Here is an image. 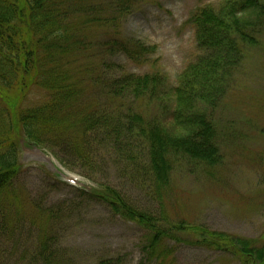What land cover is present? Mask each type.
I'll list each match as a JSON object with an SVG mask.
<instances>
[{
    "label": "trees",
    "instance_id": "trees-1",
    "mask_svg": "<svg viewBox=\"0 0 264 264\" xmlns=\"http://www.w3.org/2000/svg\"><path fill=\"white\" fill-rule=\"evenodd\" d=\"M151 2L154 0H0L3 231H11L13 221L25 216L23 194L13 186L22 169V138L43 150H47L43 143L59 145L79 162L91 158L87 148L91 149L93 140L89 138L100 131L107 133L120 152L132 145L143 147L147 154L144 172L151 174L150 182L158 191L169 185L170 172L179 161L195 167L217 163L215 115L248 49L259 43L264 0H227L219 8L198 6L190 18L198 54L172 88H167L165 76L155 69L145 74L107 75L112 68L109 59L115 54L138 62L155 53V47L128 40L121 32L122 21L140 3ZM90 87L102 97L105 91L109 109L88 101ZM34 88L46 93L45 102L27 108L24 104ZM167 111L168 121L164 117ZM90 196L106 204L113 215L149 233V256L155 264L172 261L168 259L171 249L159 254L165 240L227 254L241 264H264V235L250 240L215 232L179 215L158 221L108 187L93 189ZM52 216H42L35 261L71 264L48 246L46 225Z\"/></svg>",
    "mask_w": 264,
    "mask_h": 264
},
{
    "label": "rangeland",
    "instance_id": "rangeland-1",
    "mask_svg": "<svg viewBox=\"0 0 264 264\" xmlns=\"http://www.w3.org/2000/svg\"><path fill=\"white\" fill-rule=\"evenodd\" d=\"M226 1L140 3L122 21L121 32L128 40L155 47V53L138 62L115 54L109 59L112 68L107 75L145 74L155 69L165 76L167 88L174 87L176 77L198 54L191 15L200 5L219 8ZM258 41L256 47L248 49L215 115L217 163L195 167L177 162L164 190L158 191L150 182L151 174L144 172L146 149L132 145L120 152L107 133L100 131L89 138L93 141L87 152L92 156L82 162L59 145L43 143L47 151L27 146L22 138V169L13 186L23 194L26 211L7 232L0 217V264H39L34 255L43 217L50 214L48 246L71 264H155L149 256V233L113 215L106 204L90 196L91 190L106 187L158 221L163 216L173 219L179 215L211 231L260 239L264 235V29ZM93 83L102 87L100 80ZM87 91L89 102L109 109L111 102L105 100V91L104 97L92 87ZM45 99L46 93L34 88L24 106L33 108ZM164 117L169 120L168 111ZM70 176L78 179L77 188L67 185ZM160 244L159 254L172 250L170 264H241L230 255L206 248L175 245L168 240Z\"/></svg>",
    "mask_w": 264,
    "mask_h": 264
}]
</instances>
